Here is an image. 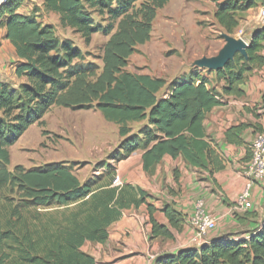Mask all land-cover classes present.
Returning a JSON list of instances; mask_svg holds the SVG:
<instances>
[{"label":"trees","instance_id":"trees-1","mask_svg":"<svg viewBox=\"0 0 264 264\" xmlns=\"http://www.w3.org/2000/svg\"><path fill=\"white\" fill-rule=\"evenodd\" d=\"M44 0L47 13L60 18L63 28L80 34L86 43L93 35L110 36L104 46L102 68L86 62L72 40H62L52 24L37 16L39 9L20 14L23 0L0 5V29L16 50L20 63L17 86L0 81V264H96L82 247L104 244L110 227L123 214L146 203L147 194L129 184L115 186L116 169L100 165L101 174L81 183L65 162L11 172L9 148L54 107L96 110L119 126L123 141L113 160H126L143 151V168L153 174L165 158L213 175L225 168L218 146L208 140L204 121L226 97L243 95L241 86L255 69L264 66V27L256 30L247 58L237 54L215 72L220 90L195 68L170 84L162 78L126 71L137 47L151 40L158 10L170 0ZM264 7V0H222L215 19L229 34L239 26L237 15ZM107 19L105 27L94 16ZM211 73L212 71H207ZM166 89V96L158 94ZM137 133L130 124L144 123ZM240 125L226 133L244 132ZM256 132L264 133L263 128ZM177 172V171H175ZM155 238H174L185 216L173 205L160 211L168 225L158 222L148 205ZM156 264H264V221L248 238H218L199 249L158 258Z\"/></svg>","mask_w":264,"mask_h":264},{"label":"crops","instance_id":"crops-1","mask_svg":"<svg viewBox=\"0 0 264 264\" xmlns=\"http://www.w3.org/2000/svg\"><path fill=\"white\" fill-rule=\"evenodd\" d=\"M41 1L36 5L43 8L44 0ZM19 13L24 14L22 8ZM5 35L6 29H0V81L17 86L21 81L15 70L20 60ZM261 54L264 56V50ZM241 90L242 96L226 97L224 103L212 109L204 121L207 139L218 146L223 158L225 168L222 171L211 175L187 165L182 159L165 157L155 172L149 174L143 168L144 152L141 150L122 160L116 170L117 177L123 185L129 184L144 191L146 203L124 213L110 227L104 244L85 243L82 251L93 256L96 264H156L158 258L174 256L188 248L199 249L214 239L248 238L260 228L264 221V180L256 182L252 188V208L248 213L238 212L235 200L246 184L243 169L251 157L250 143L256 128L264 129V120L258 113L264 100V66L250 74ZM166 92L158 97H165ZM240 125L251 127L232 134L230 141L227 140L226 133ZM198 199H204L207 211L217 220V230L200 240L194 237L188 226ZM148 205L156 210L154 218L166 226L168 220L160 210L165 205H173L185 216L183 230L174 231V238L170 239L153 237Z\"/></svg>","mask_w":264,"mask_h":264},{"label":"rangeland","instance_id":"rangeland-1","mask_svg":"<svg viewBox=\"0 0 264 264\" xmlns=\"http://www.w3.org/2000/svg\"><path fill=\"white\" fill-rule=\"evenodd\" d=\"M149 0H140L136 7ZM222 0H170L158 10L153 23L151 40L137 47L129 60L126 71L137 75L162 78L170 84L179 80L195 68L209 78L212 86L221 89L224 82L216 77L215 71L195 66L202 58L219 54L226 45L224 35L250 44L253 33L264 27L257 22L259 9L237 15L239 26L229 34L215 19L216 5ZM41 0H23L22 11L28 15L38 8L39 20L55 26L60 39H69L86 56V62L102 68L103 49L110 36L97 33L86 43L82 36L72 29L63 28L59 16L44 11L36 4ZM97 24L105 27L106 18L94 16ZM240 55V54H239ZM166 89L159 93L161 97ZM144 123H132L133 132H138ZM123 138L119 126L107 122L100 112L92 110H72L64 107L52 108L40 124L33 125L19 141L9 148L10 165L22 166L26 170L53 163L65 162L73 167V173L81 183L101 174L100 165L110 164L116 170L122 160H113ZM117 173V172H116ZM122 182V181H121Z\"/></svg>","mask_w":264,"mask_h":264},{"label":"built area","instance_id":"built-area-1","mask_svg":"<svg viewBox=\"0 0 264 264\" xmlns=\"http://www.w3.org/2000/svg\"><path fill=\"white\" fill-rule=\"evenodd\" d=\"M7 0H0V5ZM257 22L264 25V7L259 9ZM258 113L264 120V100L258 109ZM251 157L244 166L245 187L235 200V208L240 213H248L252 208L251 191L256 182L264 180V133L255 132L250 143ZM114 185L121 187L123 183L116 177ZM188 226L196 239L205 238L208 234L217 230V220L211 215L205 206L204 199H198L194 203V212L188 220Z\"/></svg>","mask_w":264,"mask_h":264},{"label":"water","instance_id":"water-1","mask_svg":"<svg viewBox=\"0 0 264 264\" xmlns=\"http://www.w3.org/2000/svg\"><path fill=\"white\" fill-rule=\"evenodd\" d=\"M226 45L215 57L202 58L196 61L195 66L208 69L209 71L218 72L225 68V66L234 60L237 54H240L247 58V49L249 45L242 39L237 40L231 36L224 35Z\"/></svg>","mask_w":264,"mask_h":264}]
</instances>
